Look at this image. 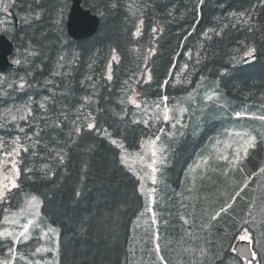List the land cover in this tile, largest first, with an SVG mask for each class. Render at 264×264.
<instances>
[{
    "label": "trees",
    "instance_id": "16d2710c",
    "mask_svg": "<svg viewBox=\"0 0 264 264\" xmlns=\"http://www.w3.org/2000/svg\"><path fill=\"white\" fill-rule=\"evenodd\" d=\"M70 1L40 0L37 4L35 0H18L14 7L15 17L18 18L17 26L14 22L17 30L16 38L11 39L5 34L14 45L13 59L22 57L30 41L39 49L41 55L30 58L32 64L29 68L33 65L39 66L33 77L39 84L32 90V94L34 99L48 95V90L42 86L46 79L52 78L51 71L62 50L57 41L56 20L60 5L66 3L61 27L63 39L67 41V44L63 51L69 57L73 54L77 55L78 63L73 67L71 77L63 81L59 77L52 78L61 87L56 89V103L48 113L50 123L55 121L62 104L74 106L79 102L80 97L93 91L88 87L91 82L84 79L91 74L99 86V107L106 109L98 114L100 125L108 128L114 138L123 141L129 151L139 150L141 138H146L151 131H155L156 127L164 124L154 125L151 130L143 123L133 124L132 113L137 110L130 104L121 105L119 100L124 97L121 84L129 77L131 71L136 69L137 57L152 46L157 49L151 62L153 80L149 84L138 86L147 94L149 102L157 95L181 98L186 94L185 86L175 84L171 74L185 62H189L185 55L188 50L200 49L202 44H205L203 61L196 66L198 71L192 77L193 83L187 87L189 90L195 87L200 75L207 76L204 86L206 85L205 88L208 89L215 87L214 82L219 80V91L230 103L226 109L218 113L215 109L208 111L215 117L210 121H203L199 127L195 126L201 129L200 132L195 133L191 130L186 132L180 142L178 141V144L171 149L167 158L168 166L162 170L161 177L164 184L160 187L154 186L157 188L156 200H159L160 204L154 207L159 217L157 223L151 227H149L150 220L145 223V218L135 227V220L145 205V198L139 191L140 181L130 170L118 164L115 154L119 152V149L111 145L107 138L96 133L86 132L79 138L77 144L69 145L65 166L55 169L56 175L51 180L41 178L42 174L39 171L35 173L23 171L25 167L39 169L43 163H53L42 159L47 155L43 147L39 156L22 154L25 155L19 181L22 192H18L14 199L21 205L24 194H36L43 201L41 205L43 221L59 229L60 264H125L126 258L129 264L148 262L149 257L144 249H150L153 242L148 239L146 232L151 233L157 230L160 235L159 243L164 249L163 254L167 257L169 264H191L195 257L190 253H184L183 248L199 247L200 241H193L184 235L181 227L183 221L179 219V214L188 216L195 206L196 223L191 230L198 235L201 234L200 215L206 202L203 198L198 201L195 197L212 193L210 199H215L225 189L217 183L218 178L214 174L216 182L211 181L208 184L207 181L200 180L199 185L198 183L196 185L197 191L189 193L186 190L189 188L187 185L189 182L185 177V169L198 158L197 156L204 154L207 143L218 133V130L222 129L225 120H231L234 123L242 120L254 122L247 118L237 120L233 113L247 110L250 113L262 114L260 100L264 95V33L257 31L254 35H250L242 28H236L229 30L223 39L213 38L207 42L204 41L202 33L209 27L222 22L218 18L226 12L244 10L256 0H224L225 8L223 9L218 7V0H205L202 14L196 16L189 11L196 0H150L154 7L145 11L143 36L140 38L131 35L135 30L133 21L127 19L128 13L123 7V4L130 0H121L122 6L118 10L110 12L104 19L100 18L101 23L97 33L80 41L69 39L66 33ZM91 2L92 0H84L83 6L96 15L90 7ZM172 9H174V15L168 16L167 11ZM29 11L33 14L39 11L41 19L34 21L31 25H25L21 17L27 15ZM259 11L260 26L264 28V9ZM157 22L163 24L164 31L157 35L154 42L151 28ZM189 33L191 35H188ZM21 36L23 39L20 38ZM246 38L254 40L258 50L257 58L249 63L237 65L234 70H231L229 76L220 78L219 70L222 67L231 69L232 66L227 62L234 54L233 50L239 46L238 42ZM112 49L116 50L120 60L119 63L113 64L114 79L108 85L101 79V75L105 71ZM189 63H194V59ZM66 70L67 68L61 69L62 72ZM24 71V68L17 66L5 75L13 72L24 74ZM165 79H169L170 83L161 87ZM82 80L83 85H81ZM23 99H26V95L19 93L17 102ZM4 106L0 105V108ZM226 115L229 118L226 119ZM136 118L146 117L140 114ZM254 128L264 131V127ZM67 131L68 129L65 128L64 134L58 138L66 140ZM0 134H3L2 130ZM44 142L49 148L57 146L47 135ZM261 161H264V144L258 145L253 154L252 163L247 167L255 168ZM85 164L86 172L83 167ZM252 188L256 186L252 185L246 191L245 199L239 201L237 205L236 211L240 215H245L247 211L246 201L264 196V191L259 189L253 191ZM75 190L81 192L80 197H75ZM17 191L14 190V192ZM227 191L231 192L232 189L229 188ZM188 196L193 198L185 199ZM181 202L188 207H181ZM257 203H259L258 199ZM229 242L230 236H224L221 239L225 248L228 247Z\"/></svg>",
    "mask_w": 264,
    "mask_h": 264
},
{
    "label": "snow or ice",
    "instance_id": "6c2138e0",
    "mask_svg": "<svg viewBox=\"0 0 264 264\" xmlns=\"http://www.w3.org/2000/svg\"><path fill=\"white\" fill-rule=\"evenodd\" d=\"M18 0H0V33L7 34L9 38H16V29L12 9ZM39 4L40 0H35ZM205 0H196V3L189 10L196 16L202 14ZM122 6L121 0H92L90 7L101 19H104L110 12L118 10ZM31 8V6H29ZM67 5L61 4L57 12L56 31L58 32L57 41L60 43L61 52L57 56L51 77H59L62 81L72 76L73 67L78 63V56L73 54L71 57L63 51L67 41L63 39L62 24L63 15ZM128 13L127 19L133 21L134 32L131 35L135 38L143 36L144 15L146 9L154 7L150 0H130L123 4ZM218 7L225 8L224 0H218ZM261 9H264V0H256L254 4L244 10H230L222 17L215 26L209 27L202 33L204 41H211L213 38L223 39L231 29L242 28L250 35L257 31L264 33V28L260 26L258 19ZM168 16L174 15V9L167 11ZM25 25H31L34 21L41 19V13L32 11L21 17ZM164 31L163 24L157 22L151 28L152 38L155 42L157 35ZM188 35H191L189 33ZM23 39V37H20ZM187 39V36L184 38ZM238 47L233 50L227 62L232 67H222L219 70L220 78L230 75L231 70L241 63H249L257 58V47L254 40H241ZM202 44L200 49L188 50L185 55L188 61L194 59V63L185 62L175 73H172V80L177 85L185 86V95L181 98L169 97L168 95H157L151 102L143 89L138 88L141 84H149L153 80L151 62L156 55V47H148L145 53L137 57L136 69L131 71L129 77L121 84L124 97L119 100L121 105L130 104L137 110L132 113L133 124L143 123L148 129L154 125L167 124L170 130L164 127H156L146 138H141V151L133 154L129 151L123 141L112 136L106 127H102L98 120V114L106 111L99 107V86L91 74L84 79L90 81L88 87L93 91L79 98V102L70 106L62 104L56 114L54 122L50 123L48 113L56 103V89L61 87L55 79H46L42 87L48 90V95H42L39 99H34L32 90L36 89L39 82L34 80V72L38 70V65H33L30 58H35L41 53L39 49L29 42L21 58H14L12 65L20 66L25 69L24 74L13 72L10 75L0 73V205H6L22 192L18 182L21 176V165L25 163V155L33 157L39 156L43 147L47 155L42 157L53 163H43L42 167H25L26 173L39 171L41 178L51 180L55 175V169L64 167L69 154V145L77 144L79 138L84 133H96L107 138L111 145L119 149L116 158L119 165L131 170L140 181L139 191L146 201L157 203V188L151 187L145 190L144 180H150L152 185L162 183L158 181V174L161 173L160 165L167 161V153L170 150V143L177 134L182 135L183 129L191 126L192 121H199L201 114L215 109L218 112L226 109L230 103L223 93L219 91L220 81L216 80L215 87L205 91L202 98H199L200 89L204 88L207 76L200 75L196 81V86L190 90L187 86L192 85L193 75L198 71L204 58ZM242 53V55H241ZM120 57L116 50L112 49L110 59L107 61L105 71L101 79L108 85L114 79L113 64L119 63ZM67 68L66 71L61 69ZM92 68V65H89ZM84 81H81L83 85ZM170 83L165 79L160 85L165 87ZM111 89L109 88V91ZM24 93L26 99L17 102V95ZM174 101V102H173ZM183 101V102H182ZM35 105V107H33ZM260 106L262 114L250 113L247 110L236 111L233 113L237 120L252 119L264 125V95L261 96ZM71 112V115H69ZM126 114V111H125ZM143 114L142 119L136 117ZM199 127L197 123L195 125ZM67 128V139L61 140L58 137L64 134ZM55 133V135H52ZM45 135L51 137L57 146L49 148L45 144ZM222 135L224 139L215 138L212 151L206 155L201 154L199 162L190 168L193 174L186 178L189 179L191 187L186 190L194 193L197 179L203 181L212 179L211 174H215L219 183L225 191L215 199H210L212 193H207L203 197L196 196L199 201L203 198L206 206L200 215L199 231L201 234L193 232L191 229L196 223L195 206L193 212L188 216L179 214V219L183 221L181 225L184 235L193 241H200L199 247H186L183 252L192 254L195 259L191 264H264V196L246 201L247 211L245 215H240L237 211L239 201L245 199V193L252 185L264 191V161H261L255 168H248L252 163L253 154L258 145L264 144V131L256 128H245L243 130L224 129ZM25 154V155H22ZM129 161H132L131 163ZM138 163L141 167L137 169L134 164ZM85 172L87 165L84 166ZM197 170L199 173L197 174ZM239 177V178H238ZM232 191L228 192L227 189ZM13 190H18L14 192ZM75 197H80L79 190L74 191ZM181 195V194H178ZM192 196L185 199H192ZM24 206L13 210L11 206L3 207V217L0 219V264H59L60 237L59 230L51 225L45 226L41 219V205L43 201L36 194H24ZM181 207H188L181 202ZM146 213H150L149 220L151 225L157 223L159 213L155 208L146 202L143 211L140 212L139 220ZM147 223V221H146ZM84 230L83 228L81 229ZM38 243L35 246L29 244L33 235ZM148 239L153 242L150 249H144L149 257L148 262L141 264H169L167 257L163 254L159 231L146 232ZM224 236H230L228 247L225 248L221 243ZM183 239V237H182ZM43 241V243H40ZM23 245V250L18 247ZM131 251V250H130ZM51 253V256L47 254ZM125 264H129L127 258Z\"/></svg>",
    "mask_w": 264,
    "mask_h": 264
},
{
    "label": "rangeland",
    "instance_id": "374dc122",
    "mask_svg": "<svg viewBox=\"0 0 264 264\" xmlns=\"http://www.w3.org/2000/svg\"><path fill=\"white\" fill-rule=\"evenodd\" d=\"M4 18V17H3ZM0 19H2V15H0ZM1 34V33H0ZM207 90H209L208 88H206V89H204V93H205V91H207ZM183 102V101H182ZM259 114V113H258ZM215 117V115L213 114V113H211V114H209V112H207L206 114H202L201 115V119L199 120V121H195V120H193L192 121V124H191V126H189V127H187V128H185V129H183L182 131H183V134L182 135H180V134H177L176 135V137H175V139H176V141H174V142H169V141H167V140H165V143H170V149H173L174 148V146L176 145V144H178V141L180 142V140H181V137L186 133V132H188V131H194L195 133H198V132H200V128H195V125L198 123L199 125H201L202 123H203V121H210V119H213ZM222 118H223V115L221 116ZM227 117L229 118V116H227L226 115V119H227ZM256 122H251V121H247V122H236V123H234V122H232L231 120H225L224 121V124H223V126H222V129H220V130H218V133H216V135H214V137L212 138V140L209 142V143H207V146H206V148L204 149V154L206 155L208 152H211L212 151V145H213V143H214V140H215V138H220V139H224L225 137L222 135V133L224 132V129H235V130H240V129H236V128H234V127H232V126H234V125H239L240 127L241 126H245V128H250L251 126L252 127H258V128H262V127H264V125H261V123L259 122V121H257V120H255ZM165 130L166 131H168V130H170V125H169V129L168 128H166L165 127ZM241 130H243V129H241ZM3 131V130H2ZM139 151H141V150H139ZM139 151H137V152H139ZM169 152H170V150L168 151V153H167V156L169 155ZM133 154H135L136 152H132ZM198 158L194 161V162H192L190 165H188L189 167L186 169V172H185V177H186V173H188V175H189V177L191 176V175H193L189 170H190V168L191 167H194L195 166V164L197 163V162H199V160H200V156H197ZM130 163L132 162V161H129ZM164 165V164H163ZM163 165H160V168H161V170H162V168H163ZM134 167H136L137 169H139L141 166L138 164V163H136V164H134ZM131 171V170H130ZM132 172V171H131ZM133 173V172H132ZM199 173V170H197V174ZM210 175L212 176V179H210V180H208V179H205V182L207 181V183L209 182H211V181H214V182H216V180L217 179H215V176H214V174H211L210 173ZM160 174H158V181H162L163 182V180L160 178ZM186 180H187V178H186ZM19 181H20V178H19ZM18 181V182H19ZM200 180L199 179H197V181H196V185H197V183H198V185H199V182ZM188 182L189 183H187V185H188V187H191V183H190V181H189V179H188ZM20 183V182H19ZM208 183V184H209ZM140 184V183H139ZM161 183H158L157 185H160ZM144 185H145V190H147L148 188H151L153 185L151 184V181L150 180H147V179H145L144 180ZM161 185H163V183L161 184ZM163 189V188H162ZM23 201H24V199L22 200V203H21V205H20V207H23L24 206V203H23ZM148 203L149 204V206H151V207H156V205H158V204H160L159 203V200H157V203H156V205H153L152 203H151V201H146L145 200V203ZM4 207H7V205L6 206H4ZM3 208H1V210H0V219H2V217H3V215H4V213H3ZM40 211H41V208H40ZM143 211V210H142ZM144 217H146V220L145 221H147V222H149L148 220H149V217H150V213H146L143 217H141L139 220L138 219H136L135 220V227H137V225L139 224V223H141L142 221L141 220H143V218ZM41 219H42V214H41ZM42 221H43V219H42ZM146 223V222H145ZM43 224H45V225H47V223L45 222V221H43ZM0 226H2V225H0ZM53 227V226H52ZM54 228H56V227H54ZM58 229V228H57ZM39 235V233H35L34 235H33V239L32 240H36L35 242H34V244L36 245L37 243H38V241H37V239H36V237ZM31 241H29V243H30ZM40 243H43V241H40ZM34 245V246H35ZM21 246V245H20ZM19 247V246H18ZM48 256H51L52 254L51 253H48L47 254ZM18 264H19V262H18ZM59 264H60V257H59Z\"/></svg>",
    "mask_w": 264,
    "mask_h": 264
},
{
    "label": "water",
    "instance_id": "95a60500",
    "mask_svg": "<svg viewBox=\"0 0 264 264\" xmlns=\"http://www.w3.org/2000/svg\"><path fill=\"white\" fill-rule=\"evenodd\" d=\"M83 0H72V7L68 14L67 33L71 39L85 40L92 37L98 30L100 19L90 14L82 7ZM14 16V15H13ZM13 43L5 36L0 37V72H6L13 67L10 63V56L13 53Z\"/></svg>",
    "mask_w": 264,
    "mask_h": 264
}]
</instances>
